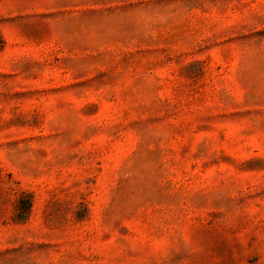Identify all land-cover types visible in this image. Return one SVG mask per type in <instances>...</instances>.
<instances>
[{"label":"rangeland","instance_id":"rangeland-1","mask_svg":"<svg viewBox=\"0 0 264 264\" xmlns=\"http://www.w3.org/2000/svg\"><path fill=\"white\" fill-rule=\"evenodd\" d=\"M0 264H264V0H0Z\"/></svg>","mask_w":264,"mask_h":264}]
</instances>
